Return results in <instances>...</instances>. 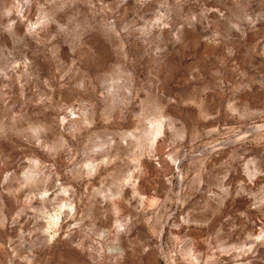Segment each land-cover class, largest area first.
I'll return each mask as SVG.
<instances>
[{
  "label": "rangeland",
  "instance_id": "1",
  "mask_svg": "<svg viewBox=\"0 0 264 264\" xmlns=\"http://www.w3.org/2000/svg\"><path fill=\"white\" fill-rule=\"evenodd\" d=\"M0 264H264V0H0Z\"/></svg>",
  "mask_w": 264,
  "mask_h": 264
}]
</instances>
